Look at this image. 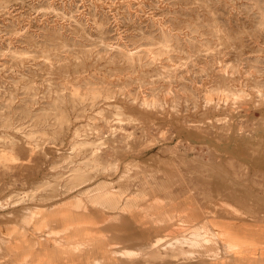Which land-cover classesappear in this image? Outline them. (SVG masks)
Masks as SVG:
<instances>
[{"label": "rangeland", "instance_id": "obj_1", "mask_svg": "<svg viewBox=\"0 0 264 264\" xmlns=\"http://www.w3.org/2000/svg\"><path fill=\"white\" fill-rule=\"evenodd\" d=\"M121 216L161 264H238L233 228L264 231V0H0V264Z\"/></svg>", "mask_w": 264, "mask_h": 264}, {"label": "crops", "instance_id": "obj_2", "mask_svg": "<svg viewBox=\"0 0 264 264\" xmlns=\"http://www.w3.org/2000/svg\"><path fill=\"white\" fill-rule=\"evenodd\" d=\"M142 216V215H141ZM122 221L118 227L113 224L105 227L93 229L96 232L120 231L114 236V240H105V238L96 235L94 245L85 248L82 246L80 250L75 245L66 246L63 260L56 261L54 264H145V248L148 246L147 252L149 257H153V261L149 264H161L156 257H160V247L164 241L153 238L146 241L145 227L142 222L134 223V220L118 217ZM142 219V217H141ZM139 220V219H138ZM262 227L236 230L233 228L232 234L239 238L241 243L234 245L233 250L235 260L238 264H264V231ZM262 231V232H259ZM159 240V242H156ZM147 242V243H146ZM124 252H130L124 254ZM142 262V263H141ZM166 264V263H164ZM167 264H177L176 260L169 261ZM220 264H224L220 262Z\"/></svg>", "mask_w": 264, "mask_h": 264}, {"label": "bare ground", "instance_id": "obj_3", "mask_svg": "<svg viewBox=\"0 0 264 264\" xmlns=\"http://www.w3.org/2000/svg\"><path fill=\"white\" fill-rule=\"evenodd\" d=\"M187 131V130H186ZM253 141V140H252ZM105 143V142H104ZM257 143V142H256ZM259 147V145L257 146ZM142 158V157H141ZM241 158V157H240ZM254 163V162H253ZM138 182V181H137ZM84 189V188H83ZM225 204V203H224ZM210 206V205H209ZM210 208V207H209ZM32 221V220H31ZM214 229V227H213ZM217 235V234H216ZM161 240V239H160ZM162 241V240H161ZM215 241V235L211 234L207 231H205L202 227H199L196 229V231L193 232L192 236L185 235L183 237H176V243H188V244H208ZM156 242H158L156 240ZM215 245V244H214ZM208 247V245H207ZM173 248V247H172ZM200 249V248H199ZM8 252V251H7ZM129 254L130 252H124V254ZM217 255V254H216ZM142 263V262H141Z\"/></svg>", "mask_w": 264, "mask_h": 264}]
</instances>
